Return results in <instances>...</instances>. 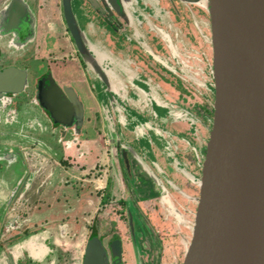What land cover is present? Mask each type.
Here are the masks:
<instances>
[{
  "label": "rangeland",
  "instance_id": "374dc122",
  "mask_svg": "<svg viewBox=\"0 0 264 264\" xmlns=\"http://www.w3.org/2000/svg\"><path fill=\"white\" fill-rule=\"evenodd\" d=\"M7 1L0 0V9ZM20 1L29 7L36 19V26L33 35L26 39H18L12 33L0 36V69L14 66L26 70L28 81L22 93L9 95L10 100H4V106L0 108V152L4 151L1 147L7 148V152L18 150V147L14 149L8 144L23 146L32 143L27 141V135L23 131L35 135L41 147L48 144L49 148L57 152L63 147L58 143L59 139L65 140L69 135L67 133L63 136L62 127L55 128L46 113L36 103H32L39 76L50 71L60 86L68 85L66 81H70L69 85H72L79 97L80 93H85L81 95L82 99L88 98L91 101L92 95L96 96L104 84L76 52L63 21L61 0ZM204 2L205 0L193 3L185 0H117V11L113 4H105L116 18L114 22L106 19L107 10L103 4L105 9L97 12L86 0L71 1L74 16L88 39L89 47L109 76L111 90H117L126 97L125 84L134 89L137 80L145 81L149 89L143 91L140 88L137 91L143 96L141 101L132 102V99L126 97V102L117 104L126 124L129 122L127 128L126 124L119 121L116 107L112 114L108 113L113 122L110 124L105 115L99 113L94 102L89 104L88 111L84 114L86 126L83 131H95V134L108 131L103 133L106 136L98 137L97 140L96 146H103L102 158H98L101 160L84 168L70 163L69 157L59 161L66 170L71 167L81 173L86 170L84 175L74 176L75 178L68 176L66 185L69 186L63 188L64 195L59 197L62 201V198L70 194V184L78 183L79 179L85 180L80 195L92 205L87 206L82 216L75 218L79 230L64 231L61 234L60 228L56 226L53 228L49 224L34 223L40 213V208L37 210L35 204L41 203L36 196L45 182L36 190L33 182L37 181L39 186L46 174L45 164L48 165V171L55 167L54 162L46 157V161H41L42 169L33 171L37 165L30 168L32 175L29 183L32 182V185L24 191L26 199H9L4 210L0 211V259L5 255L8 260L12 256L15 264H81L83 249L94 228L104 243L112 236L119 235L124 242L123 264H141L146 256L141 250H134L135 238L133 237L132 245L126 211L133 218L136 217L134 229L145 231L148 235L146 240L139 238L136 249L144 250L148 244L151 258L155 261L152 263L160 258V264H170L175 251L179 252L180 248L185 251L191 237L192 227L189 226L194 221L198 185L190 182L177 169L175 159L185 164L187 172L199 179L211 127V118L206 110H212L213 102L210 29ZM154 56L159 57L161 62L155 60ZM153 95L158 98H149ZM102 97L105 96L100 94V98ZM153 103L157 106L160 103L170 117L162 115L161 109ZM129 104L133 106V111L135 108L137 115H126L124 108L130 109ZM108 106L111 107L110 104ZM182 110L192 113L196 117L195 122L172 119L174 114L179 115ZM146 122L157 129L143 128ZM139 128L145 133L144 136L137 133ZM14 131H21V136H17ZM66 131H71L74 135L72 129ZM153 131H164V139L170 140L169 143L174 147L171 149L175 159L171 152L168 155L167 149L159 147L158 139L161 137ZM112 139H115V143H112ZM117 143L119 145L116 148ZM126 147L137 155L128 151L127 172L120 152L121 148ZM17 153H23L25 164L34 161L33 157H28L29 152ZM21 167L22 163H15L13 175L20 177ZM25 174L28 175L27 172ZM100 179L103 189H97L98 184L93 183ZM14 181L13 179L12 182ZM164 196L168 198L169 204ZM125 198L124 205L122 200ZM173 209L187 223H178L173 217ZM84 224L85 229L81 230V225ZM47 227L52 228L53 232L47 231ZM34 239L41 241L45 251L32 248L30 243ZM16 246L19 247L17 257L13 253ZM30 253L33 254L32 257L29 256ZM6 259H3V264L8 261Z\"/></svg>",
  "mask_w": 264,
  "mask_h": 264
},
{
  "label": "water",
  "instance_id": "95a60500",
  "mask_svg": "<svg viewBox=\"0 0 264 264\" xmlns=\"http://www.w3.org/2000/svg\"><path fill=\"white\" fill-rule=\"evenodd\" d=\"M71 1L61 0L66 30L84 64L103 82L107 99L116 105L108 74L89 47ZM86 1L97 12L106 8V19L113 21V12L105 4H113L117 11V0ZM205 3L212 53V117L197 184L191 237L182 264H264V0ZM35 26V17L20 0H8L0 9V36L12 33L26 39L33 35ZM27 82L26 70L14 66L0 69V108L4 100H10L9 95L22 93ZM32 103L46 113L54 127H62L63 135L67 129H72L74 136L80 135L83 104L74 89L60 86L50 71L36 81ZM128 151L134 154L129 147L121 149L127 171ZM6 152H0V161L10 164L11 159L21 157L24 164L25 156ZM30 177L28 173L18 179L16 198L28 189ZM129 221L132 224L130 213ZM30 244L36 247L33 241ZM109 247L116 258L114 264H119L120 240L112 241ZM107 260L102 241L96 235L90 237L81 264H107ZM8 261L6 264H15L12 256Z\"/></svg>",
  "mask_w": 264,
  "mask_h": 264
},
{
  "label": "crops",
  "instance_id": "0c3cea01",
  "mask_svg": "<svg viewBox=\"0 0 264 264\" xmlns=\"http://www.w3.org/2000/svg\"><path fill=\"white\" fill-rule=\"evenodd\" d=\"M118 71H119V68H118ZM66 83H68V85H66V86H70L69 85L70 81H66ZM126 84H125L126 97L132 99V102H134L135 100L141 101V99H143V96L139 95V93L137 92L140 88H142L143 91H145V89L146 90L149 89V85H147L145 83V81H143V80L140 82H138V80H137V82H136L137 86H134V89L130 88L129 85H126ZM62 85H64V84H62ZM71 87H72V85H71ZM74 91L76 92L75 89H74ZM77 91L80 92L79 89ZM76 94H77V92H76ZM100 94L102 96L104 95L105 97L100 98ZM113 94H114V97L116 99L117 104L122 105L123 102H126V100H125L126 97L121 95L123 93L120 94L119 91L115 92V90H113ZM81 95H85V93H83V94L80 93V97L78 95V97H79V99L82 102L83 107H84V114H85L86 110L88 111V105L91 104L92 102H94L98 106V108H99L98 110H100V112L99 111L98 112L101 115H105V117L110 116V117H106L107 122L110 124L113 123L110 114H112V110L114 109V107H116V110H117L118 106H117V104L114 105V103L111 104L110 102L107 101L108 99L105 95L104 87H102V89H100V91L96 94V96L92 95V101L88 98L82 99ZM108 104H110L111 107H109ZM129 105H130V109L124 108V110L127 112L126 115L128 117L130 116L129 114H136L137 115L138 113L135 110V108L133 111V106H131V104H129ZM153 105H156V104L153 103ZM157 108H160L162 111V115H165L166 109H164L161 106H157ZM117 112H118V110H117ZM108 113H110V114L108 115ZM118 114H119V112H118ZM85 119H86V117H85ZM85 119L83 122V126L81 128L80 135L75 137L74 135H72L71 131H66L64 135H66L68 133L69 137L66 138L65 140L59 139L58 143L61 144L63 147H61L60 151H57V152H54L51 148H49L48 144H46V147H41L40 143L35 138L36 136L33 135L32 133L30 134L29 132L26 133V131H23V134L27 135V138H28L27 141L30 140L32 143H29L26 145L23 144V146L21 144L14 145V146L11 144H8L9 146L14 147V149H16V147H18L17 148L18 150H12L14 152L13 154L16 155V153L18 151H20V152L24 151L25 153L29 152V153H27V154H29L28 157L29 158L33 157L34 161L32 163L29 162L27 164H25V163L23 164V167H21L22 168V175L20 177H19V175H13L14 174L13 168H14L15 163H17V162L21 163L23 161L20 159L21 157L15 156L16 157L15 159L10 158L11 159L10 162H12L10 164L7 162L0 161V211H1V209L4 210V207L7 204V201L9 199L14 200L17 197L16 195L20 189V186H17L18 179L23 177V175H26L25 174L26 172L31 173L30 168L33 169L32 166H34V165H37V168L33 171H36V170L39 171V169H42V167L40 166V165H43L41 163V161H43V162L46 161L45 158L48 157V158H50V161L52 163L54 162L55 167H53L52 171H50V170L48 171V169H47L48 165L45 164L44 165V167H45L44 172H46V174H45L44 178H46V180L43 178V180L40 182L39 186H38L37 181L33 182L34 186H35V187L33 186L34 190L39 188L41 186V184L45 182L42 185V187L39 188L38 194L36 196L39 200H41V203L35 204L37 210H38V208H40V213H38L37 216H39V217H38V219L35 218L34 223L38 222V223H42V224H49L53 228L56 226V227H58V229L60 228L61 234H63L64 231L68 232V231H78L79 230L78 224L75 221V218L78 216H82L84 214L85 210L87 209V206L92 205V203L90 201L86 200V198L83 197V195H80V192L82 190L81 188L84 187L83 182H85V180L79 179L78 183L75 184V182H74L73 185L70 184L71 185L70 194L68 197L62 198V201L59 200V197L64 195L63 188L65 187L64 189H66L69 186V185H66V182H68V180L66 178L68 176L74 177L77 175H80V176L84 175V172H86V170H84L83 173H81L80 170H76L75 167H71V168L66 170V169L61 167V164L59 161L61 159L67 160L69 157V158H71V160L69 161L70 163L77 165L79 168H84V167H90L91 164L95 163L96 161L98 162V160H101L98 158H102V147L103 146L101 144V146L98 148L96 146L98 144L97 140H98V137L101 138L102 136H106L105 134L108 131H101V132H98L97 134H95L96 133L95 131H83V129H85V126H86ZM128 120L130 121L131 119H128ZM131 122H132V124H134L133 121H131ZM127 124H126V128H127ZM134 127H136V125ZM153 132L156 135H158L155 131H153ZM159 132L161 134V135H158V137H161L160 139H158L159 147L162 146L165 149H167L166 151H167L168 155H169V152H172V155H174V151H173V149H171L173 146H171V144L169 143L170 140L168 141V139H164V136H163L164 131H159ZM14 133L19 137L21 136V131H14ZM103 133H105V134H103ZM112 143H113V139H112ZM169 145H170V147H168ZM115 147L117 148V145ZM1 149H4V152L7 151V148H5V147H1ZM12 151H8V152L12 153ZM120 152H121V150H120ZM13 154H12V156L14 157ZM21 154H23V153H21ZM133 155L135 156L136 153L134 152ZM173 159H175V157ZM175 160H177V159H175ZM122 162H123V160H122ZM180 167L187 171L185 164L180 163ZM91 168H93V167H91ZM125 171L127 172V170H125ZM31 175H32V173H31ZM190 175H192V174H190ZM101 178H103L102 175H101ZM13 179L15 180L14 182H12ZM81 181H82V183H81ZM93 183L98 184L97 189H103L104 188L103 183H102V179H100V181L95 180V181H93ZM30 185H32V182L29 183V186ZM18 197H20L21 200L26 199L25 192H23L22 196H18ZM17 199L18 198H16V200ZM43 208H45V210ZM66 217H68L69 219L67 218L68 219L67 220ZM0 219H1V213H0ZM39 225H41V224H39ZM85 225L86 224L81 225L82 226L81 230L85 229ZM46 230L53 232L52 228L51 229L48 228ZM42 242H44V241L42 240ZM33 243H34V246L36 245L35 248L40 249V250L44 249L43 245H41L40 240L34 239ZM41 247H43V248L41 249Z\"/></svg>",
  "mask_w": 264,
  "mask_h": 264
},
{
  "label": "flooded vegetation",
  "instance_id": "af4514ba",
  "mask_svg": "<svg viewBox=\"0 0 264 264\" xmlns=\"http://www.w3.org/2000/svg\"><path fill=\"white\" fill-rule=\"evenodd\" d=\"M103 3H101V5H102ZM104 18V17H103ZM113 20H114V22H116L115 20H116V18L113 16ZM113 22V23H114ZM23 37V36H22ZM148 50V49H147ZM148 52L150 53V50H148ZM151 54V53H150ZM154 59L155 60H157V61H160L161 62V60H160V58L159 57H157V56H154ZM45 73H42L40 76H39V78H41L43 75H44ZM121 108H117V110H118V112H119V110H120ZM171 115H173L172 114V112H171ZM173 116H176L177 117V114H174ZM182 120H184V119H182ZM119 121L122 123V124H126V121H125V118L123 117V115H121L120 114V112H119ZM143 128H145V129H157L156 127H154L151 123H148V122H146L145 124H143ZM138 131H142V129L141 128H139L138 129ZM178 167V166H177ZM178 170H180L181 172H183V174H185V176L190 180V182H195L196 184H198V182H199V180H197L196 178L193 180V178H194V176H191L189 173H187V172H185V171H183L182 170V168H177ZM164 200H168V198L167 197H165L164 196ZM124 201H126V198L124 199ZM168 202V204H169V200L167 201ZM196 204V203H195ZM196 209V208H195ZM127 212V227H128V229H129V232H130V236H131V243H132V245L134 244L133 243V237L135 238V246L133 245V247H134V250H136L137 252L139 251V250H141V252L144 254V256H146V258H145V261L143 262V263H141V264H160V262H161V259L159 258V259H156V263H152V262H155L154 261V259H152L151 258V250H150V246L147 244V246L146 247H144V250H142V249H136V246L138 247L139 246V238H143V239H145L146 240V237L148 238V235L145 233V231H140L139 229L136 231L135 229H134V227H135V222H134V219L136 220V217H134L133 218V216H131L132 217V224H130V221H129V213H128V211H126ZM194 213H195V211H194ZM172 214H173V217L176 219V221L178 222V223H181V224H185V223H187V221L184 219V217L182 216V215H180V214H178L174 209L172 210ZM164 220H166V219H164ZM136 222H137V220H136ZM193 226V223L191 224V226H189L190 228ZM146 230V229H145ZM96 236H98L99 237V239L102 241V244H103V246H104V249H105V251H106V256H107V258H108V260H107V264H114V261L116 260V258H113L112 256H111V251H110V247H109V244L112 242V241H115V240H120V242H121V254H120V262H119V264H123V255H124V242H122V239L119 237V235H114V236H112L111 238H110V240L107 242V243H104L103 242V238H101L98 234L96 235ZM92 237V236H91ZM188 244V243H187ZM13 253L15 254V256L17 257L18 255H19V247H14L13 248ZM183 256H184V252L182 251V249L180 248V251L179 252H177V251H175L174 253H173V258H172V261H171V263L170 264H182V260H183ZM82 262V261H81Z\"/></svg>",
  "mask_w": 264,
  "mask_h": 264
},
{
  "label": "trees",
  "instance_id": "16d2710c",
  "mask_svg": "<svg viewBox=\"0 0 264 264\" xmlns=\"http://www.w3.org/2000/svg\"><path fill=\"white\" fill-rule=\"evenodd\" d=\"M177 80H178V79H177ZM179 82H180V80H179ZM211 92H213L212 89H211ZM186 112L190 115V116H188L187 119H188L189 121H191V122L194 123L195 120H196V117H195L194 115H192V113H190V112H188V111H186ZM206 113L209 115L210 118L212 117V110H211V109H210V111H209V110H206ZM165 115L170 117V115H169V113H168L167 110H166ZM173 118H174V117H172V119H173ZM171 153H172V152H171ZM174 157H175V154H174ZM176 161H177V165H178V167L181 168V167H180V162H179L178 160H176ZM194 178H196V177L194 176ZM196 179H197V178H196ZM197 180H198V179H197ZM120 201H121V200H120ZM123 202H124V205H125L126 202L122 200V203H123ZM92 230H93V232L91 233V236H95V235H97V233H96V231L94 230V228H93ZM91 236H90V237H91ZM3 259H4L3 257H2V259H0V264H3V263H4Z\"/></svg>",
  "mask_w": 264,
  "mask_h": 264
},
{
  "label": "built area",
  "instance_id": "2783aa9c",
  "mask_svg": "<svg viewBox=\"0 0 264 264\" xmlns=\"http://www.w3.org/2000/svg\"><path fill=\"white\" fill-rule=\"evenodd\" d=\"M158 106H161V104L158 103ZM187 118H188V113L185 110L184 111L182 110V113H179V115H177V117H174V119H177V120H182V119H187ZM137 133H139L140 136H144V134H145V133H143V131L141 133H140V131H137ZM157 133H158V135H161L159 131H157ZM168 147H170V145Z\"/></svg>",
  "mask_w": 264,
  "mask_h": 264
},
{
  "label": "bare ground",
  "instance_id": "6f19581e",
  "mask_svg": "<svg viewBox=\"0 0 264 264\" xmlns=\"http://www.w3.org/2000/svg\"><path fill=\"white\" fill-rule=\"evenodd\" d=\"M204 4H205V2H204ZM207 12V11H206ZM117 90H115V92H116ZM145 96V95H144ZM149 98H154V99H157L158 97H156L155 95H153V96H150Z\"/></svg>",
  "mask_w": 264,
  "mask_h": 264
}]
</instances>
